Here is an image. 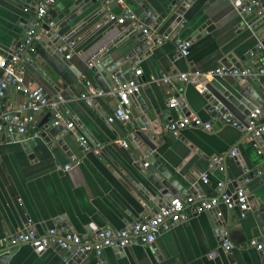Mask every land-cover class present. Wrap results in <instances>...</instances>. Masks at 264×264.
<instances>
[{
	"label": "crops",
	"instance_id": "crops-1",
	"mask_svg": "<svg viewBox=\"0 0 264 264\" xmlns=\"http://www.w3.org/2000/svg\"><path fill=\"white\" fill-rule=\"evenodd\" d=\"M38 1L0 0V53L11 50L16 40L22 38L23 28L32 27L30 17L34 15L23 6L32 4L31 8H35ZM71 1L56 0L50 9L58 14ZM171 1L96 0L57 29L60 38L56 44L63 46L64 52H69L68 58L62 53L58 55L48 51L47 44L40 37L36 41L31 60L20 74L21 84L7 88L0 103L17 114L27 90L40 86L50 100L61 96L74 126L64 132L62 126H52L49 119L45 128L38 129L39 136L32 139L30 154L24 151L20 141L7 140L8 134H4L7 132L2 133L0 238L22 231L28 219L30 227L37 233L54 227L59 232L90 237L98 229L121 228L146 216L175 196L196 192L206 197L215 196L220 192L215 185L217 181H224L228 192L241 184L248 200L264 202V168L255 171L264 164V134L255 142L246 136L243 129L229 124L220 125L217 118L221 110L209 106L195 86L182 84L175 76L191 70L209 71L220 65L239 64L255 69L262 59L253 48L264 40V33L261 34L264 24L258 18L254 19L253 12L241 17L233 0H193L183 8L180 15L183 26L175 32L178 25L173 22L177 16L173 10L181 0L175 2L162 22H156ZM102 5L115 14L124 8L129 9L150 26L147 38L155 35L160 39L148 47V53L144 51L131 70L140 69L138 79L141 85L137 96L149 112L150 123L156 128L155 137L161 139L150 155L156 154L155 160L170 173L178 189L169 192L167 198L159 196L143 178L140 172L143 165L139 170L133 166V162H138L143 156L137 150L142 145L141 140L128 138L130 133L124 130L130 120L106 123L105 118L112 114L116 99L105 94L96 98L92 106H86L78 99L86 82L96 87L89 69L92 59L104 52L112 57L118 53L113 42L118 36V24L102 20ZM144 8L155 16L154 20L144 12ZM44 20L52 19L47 14ZM97 23L98 27L95 26ZM201 24L207 30L192 39L191 33ZM183 38L190 40L185 57L179 56L174 47V40ZM70 41L73 45L68 48L67 42ZM162 75H168L170 80L163 83L160 81ZM245 79L257 86L255 89L261 103L253 107L261 108L260 121L263 122L264 78L252 76ZM213 80L231 91L233 77H214L206 81V85L208 92L221 102L223 111H229L234 118L244 122L245 109L239 110L218 94L209 84ZM172 99L181 100L184 107L169 106ZM139 105L134 98L127 107V112L134 119L144 113ZM185 112L210 121L211 129L188 127L180 132L179 137L171 136L164 129L165 123ZM47 113L50 112L44 109L35 114L36 123ZM80 134H84L89 142L100 144V153L81 152L77 146ZM121 140L125 141L124 146L120 144ZM231 148L237 151L235 157L227 155ZM212 156H222L223 172L208 170L207 162ZM73 160L77 163L70 169L57 168ZM202 172H207L206 184L200 181ZM238 178L246 180L238 181ZM218 209L221 212L218 219L206 211L189 215L186 221L157 235L152 246L134 243L121 249L105 248L104 264H264V235L259 233L252 213L247 209L240 215L237 208L227 210L222 205ZM222 229L231 245L229 251L219 247ZM251 238L263 244L261 251L247 245ZM56 247L35 253L28 245L11 246L5 264H71ZM86 258L83 264H93L92 255L86 254Z\"/></svg>",
	"mask_w": 264,
	"mask_h": 264
},
{
	"label": "built area",
	"instance_id": "built-area-1",
	"mask_svg": "<svg viewBox=\"0 0 264 264\" xmlns=\"http://www.w3.org/2000/svg\"><path fill=\"white\" fill-rule=\"evenodd\" d=\"M56 0H39L34 8L35 21L31 28L25 31L19 44L3 53H0V99L5 95L6 89L10 87H18L21 84L20 74L24 70L27 63L30 62L31 56L35 49V43L42 32L41 24L47 15V10ZM240 3H247L248 7L253 8L254 15L264 24V6L260 0H238ZM102 20L115 24H122L125 21L136 30L145 34L150 32V26L144 24L132 11L124 8L120 13L115 14L110 11L107 6H101ZM146 14L155 19V16L150 12ZM48 26H52V22H46ZM96 27L99 23L95 24ZM160 39L158 38L157 41ZM156 41V42H157ZM68 48H71L73 42H67ZM190 40L188 38L174 40V47L179 56L185 57L189 52ZM63 47V46H62ZM60 45L57 51L63 54V57L68 58L69 52H64ZM256 50L259 52V57L262 59L261 64L255 69L248 66H217L209 71H185L175 74L176 79L182 84H191L196 87L199 93H203L206 86V81L214 77L239 76L242 78H251L252 76H262L264 78V45L260 42L255 44ZM133 77L123 79L121 72L118 70L119 77L113 78L112 87L108 92H103L101 89L93 86L90 82L85 83V88L79 93L78 99L82 100L86 106H92L96 98H100L105 94H110L116 99V106L111 115L106 116L105 121L110 124L114 120L123 121L128 119L127 107L130 97L137 96L140 88V69H133ZM170 80L168 75H162L160 81L167 83ZM61 96H57L55 100L48 99L43 89L40 86H35L27 90L25 97L18 106L17 114H14L9 109L0 103V134L4 132L15 131L17 134L24 135L25 138L33 139L39 136L40 131L36 128L35 114L46 109L51 114V125L62 126L66 132L74 126V120L70 116L69 111L63 106ZM169 106H177L176 100L172 99ZM262 110L259 106L253 107L245 116L244 122L234 118L230 113L221 111L218 114L217 121L221 124H229L239 129L246 131V136L253 140L264 134V121H260ZM212 123L203 121L192 113L181 114L177 118H170L164 125V129L173 137L180 136V132L184 128H199L202 130H210ZM123 146L125 141H119ZM77 146L81 152H90L99 154L102 146L98 143L89 142L84 134L77 137ZM255 146V144H254ZM259 152V150H257ZM236 149L231 148L227 155L230 157L236 156ZM77 161L66 162L57 166L58 169L68 170ZM208 170L224 171L222 156H212L207 162ZM246 179L244 178L243 181ZM200 181L204 184L208 182L207 172L200 174ZM216 187L220 192L211 197H206L202 193L187 194L184 196H175L167 201L162 202L157 209L150 212L146 216H142L126 224L121 228L104 227L98 229L90 237H82L74 232H59L54 227L48 228L42 233H37L30 227V220L26 221L24 229L15 234H10L0 238V249H8L16 245H28L33 252L40 253L46 248L58 246L62 249L74 247L75 250L90 254L93 256V264H104L103 250L105 248H124L134 243L142 246H150L157 235L168 231L172 226L179 222L187 220L189 215L206 211L213 214L215 219L221 217V212L218 209L222 205L225 209L237 208L240 215L244 214L247 208L246 194L243 185H236L232 192L225 189L224 181H217ZM249 247H253L261 251L263 244L255 238L247 241ZM219 247L223 251H229L231 245L227 239L225 230H220ZM212 256L214 253L211 254Z\"/></svg>",
	"mask_w": 264,
	"mask_h": 264
},
{
	"label": "water",
	"instance_id": "water-1",
	"mask_svg": "<svg viewBox=\"0 0 264 264\" xmlns=\"http://www.w3.org/2000/svg\"><path fill=\"white\" fill-rule=\"evenodd\" d=\"M179 1L180 0L171 1L164 10L165 12L158 16L156 22H162L166 17L165 14H168L172 10V7L176 5L175 2ZM192 1L193 0H181L177 8L173 10L177 15L173 22L178 25L175 32H178L183 26V24L180 22V15L182 14L183 8L186 7V5H189ZM233 1L237 7L236 10L240 12L241 17H245L247 14L253 12V8L251 6L248 7L247 3H240L238 0ZM30 2L31 1H29V3ZM94 2H96V0H72L58 14H56L55 11L50 8L47 10V14L51 17V22L53 25L48 26L46 22L42 23L41 28L43 30V34H41L40 38L42 42L47 44L48 51L54 52L58 55L61 54L57 51L58 45L56 43L60 38L57 29H61L66 23L71 21L76 16V14ZM260 2L264 6V0H260ZM31 6L32 4H25L23 7L33 15L34 8H31ZM144 12H149V10L144 8ZM254 19H257V17L255 16ZM30 20H32L34 23V16H31ZM252 21L253 20H251V22ZM259 22H261L260 19ZM54 27H56V29H54ZM23 29L24 30L21 36H23L27 30V28ZM205 30H207V28L204 24H201L195 30H193L190 37L195 39L198 37V35L203 34ZM116 31L118 36L114 38L113 42L115 43L116 48H118V53L115 55V57H112L109 53L104 52L103 54L97 55L95 58H93L89 65V69L93 73L92 80L94 84L103 92H108L112 87L113 78L119 77V73L117 72L118 70L121 72V77L123 79H129L133 77V71L131 70V67H133L137 61L142 58L144 51L148 53V47L157 41V37L155 35L147 38L145 33L134 29L127 21L122 24H118L116 26ZM262 33L264 32H261V34ZM20 40L21 38L16 40L11 49L15 48L19 44ZM260 43L264 45V40H262ZM255 50L256 48H253V51ZM235 65L239 66V64ZM233 80L234 81L230 84L231 91L226 90V88L221 86L215 80L211 81L209 84L217 90L218 94L225 97L227 101L236 106L239 110L245 109L243 111H245V114H247L248 111L253 108V106L261 103V99L257 96L256 92L257 86L255 83H253V81H248L247 79L239 76L233 77ZM202 94L205 96L204 98L206 99L209 106H215L217 109L223 111V108H221V102H219L215 96H212V94L208 92L207 85L205 86V90ZM134 98L136 102L140 104V110L144 111V113H142L137 119H134L132 115L128 113L130 124H127L124 128L126 133H130L128 138H138L142 142V145L139 146L137 150L143 157H141L138 162H133V166L139 170V166L141 167L143 165V171H140L143 178L155 191L158 192L159 196L167 198L169 197V192H171L173 189H178L175 188V183L173 178H170V173L161 164H159L158 161L155 160L156 154L150 155L152 149H154V146L158 145L161 139L155 137L154 129L156 128L150 123L149 112L146 111L141 99L138 96H131L130 100ZM176 102L177 105L183 106V102L181 100ZM186 113L188 112H185V114ZM49 119H51V114L47 113L36 123V128H45ZM4 134H8L9 138L7 140L20 141L24 151L30 154V143L33 142L32 139H26L24 135L17 134L15 131ZM2 136L3 135L1 134L0 138ZM258 139L259 138H254L253 140L258 142ZM148 156L150 158H147ZM261 168H264V164L258 166L255 171H259ZM242 171H245V169L242 168ZM242 180V178H238V181ZM246 201L247 208L252 213L259 233L264 235V202L250 199L248 200L247 198ZM150 246H152V244ZM56 248L60 255L66 258V260L70 261L71 264H83L87 260L86 254L75 250L74 247L62 249L57 246ZM9 255V248L0 249V264H5L9 258Z\"/></svg>",
	"mask_w": 264,
	"mask_h": 264
}]
</instances>
